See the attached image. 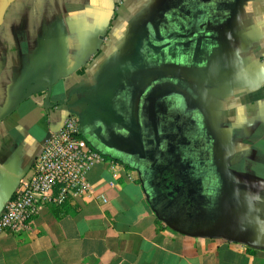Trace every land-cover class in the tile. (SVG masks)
<instances>
[{"label":"crops","instance_id":"obj_1","mask_svg":"<svg viewBox=\"0 0 264 264\" xmlns=\"http://www.w3.org/2000/svg\"><path fill=\"white\" fill-rule=\"evenodd\" d=\"M109 161L0 264H264V0H9L0 217L69 117Z\"/></svg>","mask_w":264,"mask_h":264},{"label":"built area","instance_id":"obj_2","mask_svg":"<svg viewBox=\"0 0 264 264\" xmlns=\"http://www.w3.org/2000/svg\"><path fill=\"white\" fill-rule=\"evenodd\" d=\"M109 161L93 150L80 135L77 118H67L63 125L50 133L32 175L19 184L11 201L0 217V238L21 235L35 224L46 207H62L70 201H96L103 196L88 180L92 167Z\"/></svg>","mask_w":264,"mask_h":264},{"label":"bare ground","instance_id":"obj_3","mask_svg":"<svg viewBox=\"0 0 264 264\" xmlns=\"http://www.w3.org/2000/svg\"><path fill=\"white\" fill-rule=\"evenodd\" d=\"M8 1L9 0H0V16H1L2 11H3V9L6 6V4H7Z\"/></svg>","mask_w":264,"mask_h":264}]
</instances>
